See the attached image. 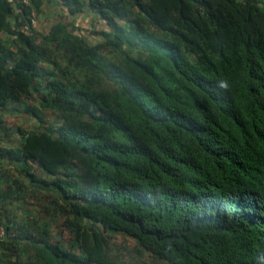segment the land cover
I'll list each match as a JSON object with an SVG mask.
<instances>
[{
	"label": "trees",
	"instance_id": "obj_1",
	"mask_svg": "<svg viewBox=\"0 0 264 264\" xmlns=\"http://www.w3.org/2000/svg\"><path fill=\"white\" fill-rule=\"evenodd\" d=\"M57 2L0 0V264H264V0Z\"/></svg>",
	"mask_w": 264,
	"mask_h": 264
},
{
	"label": "rangeland",
	"instance_id": "obj_2",
	"mask_svg": "<svg viewBox=\"0 0 264 264\" xmlns=\"http://www.w3.org/2000/svg\"><path fill=\"white\" fill-rule=\"evenodd\" d=\"M76 25L86 35H89V32L93 29L97 30L103 27L102 24L98 22V19L94 14L84 15L80 22H78ZM42 31L46 32L47 29H42ZM104 58L107 61H112L115 57L111 53H108L104 56ZM58 63L59 65H62L63 61L60 60ZM71 73L77 75L78 71L73 70ZM31 105L42 114L47 123L54 125L60 121L56 112L42 109L36 102H33ZM12 109H16V111L14 112ZM23 111V105H10L8 112L5 115L7 124L14 129L19 127L25 131L37 130V123L30 116L28 117V115ZM8 143L9 141L6 138L0 140L1 147L8 145ZM28 201L30 204L34 205V200L32 198L28 197ZM18 214L22 215L23 213L18 212ZM53 233H56L58 236L59 229H54ZM61 237L65 239L67 234L64 233ZM112 249L114 250L113 264H161L151 258L148 254L137 252L134 249V242L127 238L115 236L112 240Z\"/></svg>",
	"mask_w": 264,
	"mask_h": 264
},
{
	"label": "crops",
	"instance_id": "obj_3",
	"mask_svg": "<svg viewBox=\"0 0 264 264\" xmlns=\"http://www.w3.org/2000/svg\"><path fill=\"white\" fill-rule=\"evenodd\" d=\"M62 16H65V14L57 0H43L40 13L35 15L33 26L41 32H43L42 29L49 30L50 26L60 20ZM80 20L81 18L77 20V23Z\"/></svg>",
	"mask_w": 264,
	"mask_h": 264
},
{
	"label": "built area",
	"instance_id": "obj_4",
	"mask_svg": "<svg viewBox=\"0 0 264 264\" xmlns=\"http://www.w3.org/2000/svg\"><path fill=\"white\" fill-rule=\"evenodd\" d=\"M22 3L28 4V0H22ZM3 235V230L0 229V237Z\"/></svg>",
	"mask_w": 264,
	"mask_h": 264
}]
</instances>
